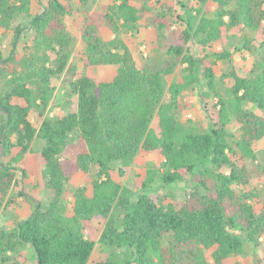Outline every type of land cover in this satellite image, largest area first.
<instances>
[{"label": "trees", "instance_id": "16d2710c", "mask_svg": "<svg viewBox=\"0 0 264 264\" xmlns=\"http://www.w3.org/2000/svg\"><path fill=\"white\" fill-rule=\"evenodd\" d=\"M66 1L0 0V78L5 79L0 88V198L8 196L15 182L11 161L20 162L36 137L43 142L45 180L44 200L37 201L33 213L15 232L0 230V264H7L9 254L23 243L33 247L37 264H91L98 245L116 253L97 264H227L243 253L247 242L257 246L264 234V216L236 195L233 187L243 183L244 176L230 154L236 147L255 159L254 146L264 139V118L245 108L250 104L264 110V0H198L201 7L178 16L184 28L176 30L168 55L181 58L186 67L182 82L169 87L166 78L175 65L159 71L140 69L124 39L138 29L139 10L133 0H112L108 6L104 24L112 38L104 41L92 31L83 38L85 64L116 66L117 74L107 82L76 78L75 67L69 69L75 38L66 23L73 5ZM77 1L79 11H84L94 0ZM22 17L29 19L32 46L22 55L14 47L3 57L4 32ZM22 29L17 27L14 44ZM236 38H242V47L213 56L232 62L235 53L250 54L253 69L248 78L234 71L229 76L232 87L221 92L207 51L218 44L226 47ZM192 43L206 53L204 57L193 54ZM68 69L77 110L34 125L31 116L44 118L55 94L54 80ZM202 71L210 89L203 98L212 93L218 98L208 111L206 131L177 116L183 91L200 83ZM168 93L170 101L165 102ZM233 120L240 125V138L230 130ZM139 154L162 159L161 172L149 175L145 189L154 176L162 185L190 176V200L179 207L157 204L115 181L111 166L130 167ZM93 166L98 172L91 180V193L86 187L77 189L68 213L63 200L67 183L78 173L90 174ZM224 167L231 169L229 174L215 171ZM115 211L121 215L119 222ZM96 220L107 221L102 232L93 229Z\"/></svg>", "mask_w": 264, "mask_h": 264}, {"label": "rangeland", "instance_id": "374dc122", "mask_svg": "<svg viewBox=\"0 0 264 264\" xmlns=\"http://www.w3.org/2000/svg\"><path fill=\"white\" fill-rule=\"evenodd\" d=\"M46 1L43 0V2ZM63 1L67 3L66 0ZM111 3L112 0H94L90 10L85 8L84 11H79L81 6L78 1L72 0L73 13L66 18V23L75 38L69 69L75 67L77 71L76 78L87 76L97 82H107L111 81L118 72L116 66H88L84 62L86 43L83 38L87 32H94L95 36L104 41L112 38L104 24V16ZM199 3L198 0H133V4L139 10L138 29L124 35V39L140 69L159 71L169 68L171 64L175 65L174 73L166 78L168 87L172 83L182 82V70L186 67L182 64L181 58L168 55V49L173 44L176 30L184 28L178 20V16H185L188 8L201 7ZM39 7L35 4L36 10L40 9ZM204 9L208 12L209 5H206ZM211 10L210 16L213 15L215 8L212 7ZM28 21V18L22 17L13 23L9 30L3 31L5 34L1 48L3 57H8L14 47L17 48L20 55L28 52L33 40V32L27 25ZM19 25L23 26V29L16 37L14 44L16 29ZM242 45V38H236L231 40L226 47L218 44L207 51L216 75L214 82L221 92H225L232 87L233 79L229 76L234 71L246 78L251 76L253 57L250 54L235 53L232 62H223L217 61L213 53L221 50L234 51L236 47H242ZM190 47L197 57H204L206 54L196 44L192 43ZM243 56L245 59H243ZM1 67L2 64L0 63V69ZM69 69L65 74L54 80L55 94L44 118H40L37 114L31 116L30 119L34 125L39 127L45 118L62 117L77 110L78 97L70 87V80L74 78ZM204 74V71H202L200 83L194 84L183 91L177 110V116L183 123L188 124L191 121L190 125L200 131L208 130L210 125L208 111L213 110L218 104V98L213 93L208 99L203 98L202 93H208L210 90ZM4 82L5 79L0 78V88H3ZM169 101L170 96L168 93L165 102ZM245 108L264 118V110L250 104H247ZM2 116L0 110V118ZM230 130L236 138H240L242 134L240 125L235 120L232 121ZM42 148L43 142L36 137L31 144L30 151L20 162L11 161L12 166L16 168L14 171L15 182L8 196L4 199L0 198V230L15 232L18 224L33 213L37 201L44 200L45 180L41 158ZM254 151L255 159L245 157L236 147V153L230 154L232 162L243 171L244 176L243 183L234 186L233 189L242 202H247L258 215L264 216V139L256 143ZM70 153L71 146L66 151L67 155ZM9 161L10 159L6 162L9 163ZM161 162V158L139 154L130 167L115 163L111 166V172L115 181L130 188L137 196L146 195L157 204H173L178 207L184 205L190 200V190L193 188L192 177L190 176H186L182 182L166 185H162L158 177L154 176L155 179L150 186L146 189L143 187L147 183L149 175L153 173L156 175V173L161 172ZM23 169H26V176L23 174ZM120 170L124 173L121 174ZM215 171L229 174L231 169L229 167L215 168ZM97 172L98 169L93 166L90 174L78 173L67 183L63 200L68 213L72 210L73 194L77 189L86 187L88 188V194L91 193V180ZM20 192L24 194L21 195ZM229 209L233 212L232 206ZM113 215L119 222L121 215L118 211H115ZM106 222L105 220H96L93 223V229L102 232ZM84 233L88 236L91 230L85 229ZM115 253L116 251L112 247L98 245L91 258V264L112 259ZM16 258L20 260L18 261ZM37 261V255L33 247L30 244L23 243L16 253L9 254L7 264H15L16 262L18 264H37ZM227 264H264V234L261 235L257 246L247 242L243 253L228 259Z\"/></svg>", "mask_w": 264, "mask_h": 264}]
</instances>
